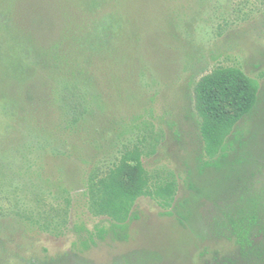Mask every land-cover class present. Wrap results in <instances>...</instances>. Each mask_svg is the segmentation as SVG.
Returning a JSON list of instances; mask_svg holds the SVG:
<instances>
[{
    "label": "rangeland",
    "instance_id": "374dc122",
    "mask_svg": "<svg viewBox=\"0 0 264 264\" xmlns=\"http://www.w3.org/2000/svg\"><path fill=\"white\" fill-rule=\"evenodd\" d=\"M91 1L0 0V264H212L215 252L237 255L236 239L223 235L229 218L252 207V237L264 230V0H94L99 15L87 28L105 48L76 54L99 80L78 85L92 113L72 126L53 110L55 98L59 109L70 98L63 82L42 85L21 64L22 21L43 47L67 16L77 26L68 14L84 15ZM217 67L259 85L221 169L206 153L194 91ZM135 147L153 196L136 201L122 229L96 214L90 179ZM168 185L164 205L156 191Z\"/></svg>",
    "mask_w": 264,
    "mask_h": 264
},
{
    "label": "trees",
    "instance_id": "16d2710c",
    "mask_svg": "<svg viewBox=\"0 0 264 264\" xmlns=\"http://www.w3.org/2000/svg\"><path fill=\"white\" fill-rule=\"evenodd\" d=\"M100 3L94 0L87 2L86 6L90 11L84 15L82 12L68 14L77 16L79 24L71 26L68 23L67 25V16L62 29L43 47L38 40L40 37L33 38L31 26L28 23L25 25V19L22 21V25L27 26L24 33L29 53L26 52L28 55L21 64L27 70L35 69L36 80L39 77L42 85L48 86L49 81L63 82L60 89L63 86L66 90H61V94L67 91L70 98L65 100L60 109L57 107V98H55L53 110L60 115L63 110L64 118H69V124L72 126L86 121L87 116L92 113L89 109L88 95L84 91L82 95H78V85L83 84L85 88L92 87L98 82L99 75L97 71H89V61H86L84 67L80 65L76 54L82 57L86 46L89 50L105 48L97 42L96 33L93 34L87 28L90 23L97 21L99 13L96 15L94 11L101 6ZM61 5L60 1L54 3L56 8ZM108 19L111 21V15H108ZM86 38L87 42H85ZM31 82H33L32 78L27 84L21 80L18 84L26 90ZM86 90L89 92V89ZM194 91L195 107L201 118L200 130L206 153L215 160L213 166L221 169L226 166L227 140L237 125L250 116L257 107L259 85L238 68L217 67L197 82ZM58 92L59 89L56 88L52 93L57 95ZM27 99L29 100L30 97L27 96L24 104H27ZM16 105L22 109L18 103ZM23 109L26 110L25 105ZM90 180L92 207L96 214L112 219L116 223L115 226L122 229L129 221L136 201L141 197L153 196L142 160V151L138 147L127 150L101 177L92 176ZM156 193L166 198L164 205H169L168 200L173 198L174 185L159 187ZM254 210L251 207L248 213L241 212L238 220L229 218V224H224L225 232L229 235H225V232L223 235L230 241L232 238L236 239L238 254L221 257L219 252H215V263L212 264H264V241L261 240V237L264 239V230L261 231L262 235L258 233L255 238L252 237V230L257 225L258 217L254 214ZM89 242L95 243L90 238L82 241L81 245L88 249Z\"/></svg>",
    "mask_w": 264,
    "mask_h": 264
}]
</instances>
